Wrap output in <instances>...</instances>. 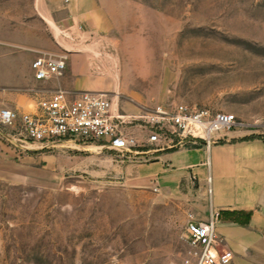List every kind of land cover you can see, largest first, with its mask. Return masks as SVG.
Listing matches in <instances>:
<instances>
[{"label":"rangeland","instance_id":"obj_1","mask_svg":"<svg viewBox=\"0 0 264 264\" xmlns=\"http://www.w3.org/2000/svg\"><path fill=\"white\" fill-rule=\"evenodd\" d=\"M37 1L0 0V58L33 54L31 65L28 45L49 38L70 54L89 44L120 112H223L230 132L264 138V0H93L91 26L66 32L63 0ZM11 136L0 126V264H184L185 226L207 206L192 182L137 184L128 168L139 163L98 143L24 150Z\"/></svg>","mask_w":264,"mask_h":264},{"label":"crops","instance_id":"obj_2","mask_svg":"<svg viewBox=\"0 0 264 264\" xmlns=\"http://www.w3.org/2000/svg\"><path fill=\"white\" fill-rule=\"evenodd\" d=\"M47 1L50 0L37 2ZM85 1L88 8L82 6ZM62 2L66 18L60 22V27L64 32L74 23L91 26L94 22L97 12L91 6L93 0ZM54 10L51 9L49 16L55 24L53 18L57 14ZM28 48L33 53L37 52L39 57L58 56L67 51L65 70L59 77L38 82L31 77L33 54L17 52L14 56L1 55L0 86L9 87L5 90L8 89L11 103L1 99L0 105L6 103L18 113H34L41 98L57 91L72 97L81 92L113 94L112 78L99 75L94 70V49L91 45H81L78 53L70 54L71 51L62 46L56 37V41L49 38L40 44L30 43ZM252 137L255 136L229 132L221 143L208 151L194 148L158 153L150 162L128 168L129 172H134L133 181L137 184L155 182L161 187H173L191 182L193 178L192 186L196 184L194 189L207 206L201 207L199 217L191 215V218L205 221L209 213L216 214L218 250L232 253L230 264H264V138ZM2 150L0 141V165L10 164V154L6 155ZM207 178L210 179V196L206 192Z\"/></svg>","mask_w":264,"mask_h":264},{"label":"built area","instance_id":"obj_3","mask_svg":"<svg viewBox=\"0 0 264 264\" xmlns=\"http://www.w3.org/2000/svg\"><path fill=\"white\" fill-rule=\"evenodd\" d=\"M73 1L64 0L66 4ZM66 59L65 53L36 58L30 65L33 79L43 82L61 76ZM237 125L231 114L176 104L125 114L119 111L114 98L94 92L73 97L53 92L37 102L34 113L0 109V126L10 129L11 139L24 150L30 145L44 148L61 142L98 143L101 149L139 164L150 162L158 153L194 148L208 151ZM209 182L207 178L208 196ZM215 217L216 214L209 213L205 221L190 218L187 222L188 251L184 264H230L232 253L218 250Z\"/></svg>","mask_w":264,"mask_h":264},{"label":"water","instance_id":"obj_4","mask_svg":"<svg viewBox=\"0 0 264 264\" xmlns=\"http://www.w3.org/2000/svg\"><path fill=\"white\" fill-rule=\"evenodd\" d=\"M190 181L192 182V181H193V178H191V179H190ZM195 186H196V184H195V185H193V188H195Z\"/></svg>","mask_w":264,"mask_h":264},{"label":"trees","instance_id":"obj_5","mask_svg":"<svg viewBox=\"0 0 264 264\" xmlns=\"http://www.w3.org/2000/svg\"><path fill=\"white\" fill-rule=\"evenodd\" d=\"M252 138H257V139H260V138H262V137H260V136H259V137H252Z\"/></svg>","mask_w":264,"mask_h":264},{"label":"bare ground","instance_id":"obj_6","mask_svg":"<svg viewBox=\"0 0 264 264\" xmlns=\"http://www.w3.org/2000/svg\"><path fill=\"white\" fill-rule=\"evenodd\" d=\"M92 149V148H91ZM99 150V149H98Z\"/></svg>","mask_w":264,"mask_h":264}]
</instances>
